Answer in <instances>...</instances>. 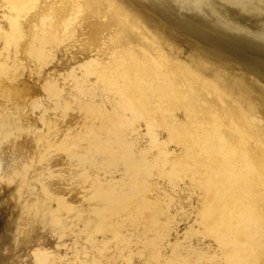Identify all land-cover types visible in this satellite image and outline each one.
I'll return each mask as SVG.
<instances>
[{
  "label": "rangeland",
  "instance_id": "rangeland-1",
  "mask_svg": "<svg viewBox=\"0 0 264 264\" xmlns=\"http://www.w3.org/2000/svg\"><path fill=\"white\" fill-rule=\"evenodd\" d=\"M186 1L25 0L16 40L0 0V264H264L213 223L225 211L264 224V193L237 176L249 158L264 181V47L229 30L236 48L201 43L173 26ZM191 80L203 112L182 94ZM235 222L224 234L242 232Z\"/></svg>",
  "mask_w": 264,
  "mask_h": 264
},
{
  "label": "bare ground",
  "instance_id": "bare-ground-1",
  "mask_svg": "<svg viewBox=\"0 0 264 264\" xmlns=\"http://www.w3.org/2000/svg\"><path fill=\"white\" fill-rule=\"evenodd\" d=\"M7 1V3L10 5L9 10L10 12L14 13L15 16L17 17H11V29L12 33H16V40L21 37L22 31L20 27L24 25L21 21H19V17L23 18L21 16V13L25 11L27 8L30 6L34 5V2L30 4H26L25 0H4ZM33 1V0H29ZM175 1V0H174ZM167 2V1H166ZM178 3V2H177ZM186 6L184 7L185 11L190 13V15L183 16L181 19H172L173 26L176 28H180L182 31L185 33L190 34L193 36L195 39L200 41L201 43L207 44V45H213L214 47L220 46V47H225L230 45L231 48H236L232 47L234 44H242L239 40L238 41H232L229 40V37L225 34L228 30L236 32L237 34H241L244 37L246 36H251L252 42L254 46L256 47H264V9L262 8L264 5V0H187L186 1ZM231 8H233V11H230ZM28 10V9H27ZM172 13V12H171ZM236 13H244L246 15H249L251 17H259V20L262 21V28L251 32L246 25L241 24L240 22L235 20L234 14ZM27 14V13H26ZM204 14H209L210 16L213 17H220L225 24V27H220L218 25L212 24L210 21H208L205 18ZM170 15V14H169ZM28 16V15H27ZM246 18H242L244 20ZM181 20H186L187 25L182 24ZM258 28V27H257ZM226 31V32H225ZM258 40H256V37H258ZM192 38V37H191ZM6 46L9 45H14L15 52L13 54H10L9 59L13 62V68L19 66V46L16 40L10 41L8 37H6ZM237 40V39H235ZM244 48V47H243ZM233 50V49H232ZM13 52V51H12ZM2 55V50L0 51V57ZM149 59V58H148ZM168 64V63H166ZM8 65V64H7ZM6 65V66H7ZM147 65V64H146ZM156 65V63H155ZM170 65V64H169ZM256 65V64H254ZM10 66V65H9ZM12 66V63H11ZM10 66V67H11ZM148 66V65H147ZM165 66V65H164ZM166 67V66H165ZM173 67V66H172ZM5 68V66H4ZM160 69V68H159ZM171 69V68H170ZM167 71L166 69H163ZM162 70V71H163ZM182 70V69H180ZM165 71L161 72L158 71L157 75L161 77V82L162 84H166L167 81H165ZM157 72V71H156ZM183 73V71H182ZM152 74V73H151ZM189 74V73H188ZM193 75V74H192ZM147 76V75H146ZM149 76V75H148ZM169 76V75H168ZM190 76V75H189ZM194 76V75H193ZM151 78V77H150ZM157 78V77H156ZM170 78V77H169ZM181 78V76H180ZM194 78V77H192ZM199 80V79H198ZM149 81V80H148ZM172 81V80H171ZM178 81V80H177ZM202 82V80H200ZM199 81V82H200ZM176 82V81H175ZM193 84H192V83ZM200 82V83H201ZM151 83V82H150ZM171 83V82H170ZM169 83V84H170ZM174 84V83H173ZM183 84V83H182ZM186 84V83H185ZM194 80H191L187 83V86L183 88L184 90L182 91V94H184L185 98L190 101L191 103L196 100L194 105L200 109L201 112L205 110V108H201L198 103V97L196 94L198 93V90L194 86ZM197 84V83H196ZM202 84V91L203 88L205 87V84ZM154 85V84H153ZM204 85V87H203ZM207 86V85H206ZM173 87V85L171 86ZM176 87V86H175ZM174 87V88H175ZM150 88V87H149ZM200 88V87H199ZM198 88V89H199ZM208 87H205V89ZM173 89V88H172ZM204 89V90H205ZM8 90V89H7ZM6 90V91H7ZM158 90V89H157ZM166 90V86H165ZM180 90V89H179ZM156 92V91H155ZM158 92V91H157ZM217 93V91L215 90ZM154 93V92H151ZM177 93V92H176ZM208 93V91H207ZM212 94V93H211ZM165 95V93H164ZM167 96V95H166ZM212 96V95H210ZM216 100L218 101V94L215 95ZM213 98V97H212ZM220 98V97H219ZM207 100V99H206ZM220 100H222L220 98ZM216 101V102H217ZM207 102V101H205ZM222 103V101H220ZM219 102V103H220ZM186 103V102H185ZM220 103V104H221ZM172 104V103H170ZM225 105V103H224ZM223 105V106H224ZM191 108V107H190ZM195 108V107H194ZM224 108V107H223ZM228 109V107H226ZM213 109V108H212ZM210 110V109H209ZM190 111V110H189ZM199 111V110H198ZM229 111V110H228ZM207 112V111H206ZM236 112V111H235ZM234 112V114H236ZM196 113V112H195ZM204 114V113H203ZM226 114V113H225ZM205 115V114H204ZM212 115V114H211ZM215 115V114H214ZM227 115V114H226ZM240 115V114H238ZM206 116V115H205ZM232 116V115H231ZM235 116V115H234ZM197 117V116H196ZM236 117V116H235ZM232 119V118H231ZM240 119L245 122L244 118L242 115H240ZM239 119V120H240ZM230 120V119H229ZM233 120V119H232ZM238 120V119H236ZM170 122V121H169ZM197 122V121H196ZM246 123V122H245ZM176 124V123H175ZM200 124V123H199ZM237 124V123H236ZM247 124V123H246ZM220 125V124H219ZM241 125V124H240ZM204 126V125H203ZM217 126V125H216ZM243 126V125H242ZM205 127V126H204ZM228 128V127H227ZM203 129V128H202ZM245 128H242V130ZM246 130V129H245ZM232 134H235V136L239 139L238 141L243 144L244 147L246 144H248V139L244 137L243 131L240 130L239 126L233 127ZM209 139L212 140L213 142L216 143L218 149L220 151L226 150V146L224 143L225 138L227 137L226 132H223L220 134H217L216 131L209 129ZM152 133V131H151ZM205 133V131H204ZM246 133V131L244 132ZM249 133V132H248ZM201 135V133L199 132ZM247 134V133H246ZM229 135V134H228ZM248 135V134H247ZM246 136V135H245ZM249 136V135H248ZM252 138V137H251ZM160 140V139H159ZM253 140V139H251ZM238 143V142H237ZM260 143V142H259ZM157 144V142H156ZM233 144V143H232ZM235 144V143H234ZM160 145V144H159ZM158 145V146H159ZM210 145V144H209ZM227 145V144H226ZM239 145V144H236ZM254 145V144H253ZM258 145V143H257ZM206 146V145H205ZM229 146V145H228ZM249 146V145H248ZM162 147V146H160ZM236 147V146H235ZM262 147V146H261ZM259 148V146L257 147ZM228 149V148H227ZM234 149V147H233ZM237 149V148H235ZM248 149V148H247ZM250 149V146H249ZM260 149V148H259ZM165 150V149H164ZM230 150V149H229ZM245 150L244 148L241 149ZM252 151V149H250ZM262 150V149H261ZM163 151V150H162ZM170 151V150H169ZM238 152V151H237ZM166 153V152H164ZM209 153V152H208ZM226 153V152H225ZM229 153V152H228ZM246 153V151H245ZM252 153V152H251ZM256 153V152H255ZM261 153V152H260ZM237 154V153H235ZM248 154V153H247ZM222 155V154H221ZM259 155V153H257ZM261 155V154H260ZM259 155V156H260ZM263 155V154H262ZM206 156V154H205ZM228 156V154H227ZM234 156V155H233ZM248 156V155H247ZM246 156V157H247ZM243 157V156H242ZM241 157V158H242ZM256 157V156H255ZM244 158V157H243ZM264 158V157H263ZM262 158V159H263ZM249 159V158H248ZM242 160L243 164H245L246 170L240 174H237L239 182L244 185L246 188L250 189V191L254 194H262L264 193V181L262 178L258 175V171L255 170V167H253L252 162L250 159L248 160ZM255 159V158H254ZM259 159V158H258ZM252 160V158H251ZM260 160V159H259ZM259 160H256L259 162ZM217 161V160H216ZM224 161V160H223ZM238 161V160H237ZM236 162V161H235ZM234 162V163H235ZM254 162V161H253ZM238 163V162H237ZM257 163V162H256ZM260 164V163H259ZM231 165V164H230ZM255 165V164H254ZM261 165V164H260ZM259 165V166H260ZM227 168V167H226ZM234 169V168H233ZM238 169V168H237ZM257 169V168H256ZM227 171V170H226ZM235 171V170H234ZM263 176V175H262ZM229 178V177H228ZM264 178V177H263ZM220 182V181H219ZM223 182V181H222ZM220 185V184H219ZM233 186V185H232ZM223 187V186H222ZM234 187V186H233ZM256 187H259L257 190ZM220 188V187H219ZM228 188V187H227ZM227 192V191H226ZM234 194V193H233ZM229 195V194H228ZM237 195V194H236ZM238 198V197H237ZM235 199V198H234ZM243 199V198H242ZM258 202V201H257ZM229 203V201H228ZM232 205V204H231ZM228 210V205L226 206ZM248 208V207H247ZM225 207H222L223 211ZM255 210V209H254ZM220 210L218 212H221ZM230 211V210H229ZM242 212V211H241ZM244 212V211H243ZM246 214H249L247 212ZM252 214V213H251ZM221 215L224 216V219H216L213 218V223L215 226L219 227H225L226 230L231 231L230 226L234 224V220L236 221L235 223L240 225L242 228V232L240 234H235L234 232H229L224 234L226 230H224L222 235L219 234V239H221L222 244L226 242L227 244H233L236 248L240 247L241 245H238V242L240 241H247V243L253 244V246L256 248V252L259 251V253L264 254V224L261 222H257L253 217H245L243 213H234V212H221ZM259 215V214H258ZM244 216V217H243ZM250 216V214H249ZM218 218V217H217ZM216 219V220H215ZM261 220V219H260ZM235 226V225H234ZM221 232V231H220ZM224 246V245H223ZM255 250L253 249L252 251L249 250L248 253L245 255V258L248 256L255 257L256 254ZM258 253V254H259ZM36 255L41 256V264H50L54 261L56 256L51 255L49 253H36ZM257 255V254H256ZM56 262V261H55ZM250 262V260H249ZM242 263H247L246 259L243 260ZM57 264V263H55Z\"/></svg>",
  "mask_w": 264,
  "mask_h": 264
}]
</instances>
